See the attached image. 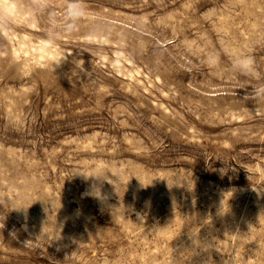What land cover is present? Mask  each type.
<instances>
[{
	"label": "rangeland",
	"instance_id": "374dc122",
	"mask_svg": "<svg viewBox=\"0 0 264 264\" xmlns=\"http://www.w3.org/2000/svg\"><path fill=\"white\" fill-rule=\"evenodd\" d=\"M72 2L0 0V264H264V0Z\"/></svg>",
	"mask_w": 264,
	"mask_h": 264
},
{
	"label": "clouds",
	"instance_id": "9594fccd",
	"mask_svg": "<svg viewBox=\"0 0 264 264\" xmlns=\"http://www.w3.org/2000/svg\"><path fill=\"white\" fill-rule=\"evenodd\" d=\"M79 3L80 0H73V2L69 4V8L77 7ZM227 55L230 57L229 67L234 72L243 74L245 76H253V77L259 75L255 66V57L251 53L228 52ZM206 63L210 68L214 70L219 69L222 66L221 54L215 51L209 52ZM94 197L96 198L101 197L100 190L98 195Z\"/></svg>",
	"mask_w": 264,
	"mask_h": 264
}]
</instances>
